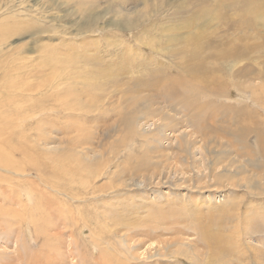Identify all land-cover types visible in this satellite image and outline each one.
<instances>
[{"label":"rangeland","instance_id":"obj_1","mask_svg":"<svg viewBox=\"0 0 264 264\" xmlns=\"http://www.w3.org/2000/svg\"><path fill=\"white\" fill-rule=\"evenodd\" d=\"M248 1L0 0V103L15 85L27 89L41 83L59 89L47 93L53 97L44 104L46 114L41 113L47 98L42 95L43 100L33 99V108H15L10 116L20 117L19 121L0 116L1 124L6 120L11 124L0 135L5 153L22 144L26 149L36 148L34 138L43 135L52 139L48 148H38L43 176L33 174L35 180L21 177V181L14 175L13 180L5 181L12 176L2 173L0 180L3 190L13 187L18 194L25 187L34 192L37 212L9 213L0 215V220L52 219L57 212L47 211L50 203L76 212L80 208L73 216L72 232L75 238L82 233L80 241L85 244L81 251L89 244L91 251L87 261L78 258L77 264H106L101 248L109 254L114 250L118 261L119 251L133 258L112 233L114 221L131 223L135 232L145 234L139 239L147 244L139 253L146 249L153 257H135L133 263L264 264V149L260 147L264 144V17L254 19L251 24L255 26L243 31L233 26L241 22L240 13L248 15L254 9ZM88 17L95 20L91 28L79 30ZM255 35L262 39L247 42V56L233 58L227 44L239 49L243 43L234 37ZM105 63L126 65L119 77L122 81L108 75L115 67ZM55 100L61 105L59 112L50 110ZM67 106L75 110L65 112ZM87 107L97 112L90 113ZM44 116L49 117L48 122L39 123ZM245 130H250L246 137ZM21 139H28L27 144ZM236 153L241 163L245 159V163L239 162L242 168L234 164ZM22 158V154L15 158L21 167L26 163ZM215 161L227 171L220 167L213 172ZM199 170L207 180L202 186L196 182ZM213 173L226 179L230 173V180L223 178L217 186V180L212 182ZM83 178L98 187L93 191L104 190L101 199L88 201V196L74 203L71 194L81 195ZM249 180L256 189L245 185ZM229 182L238 185L231 188ZM114 186L118 187L115 194L110 188ZM55 189L63 193L57 194ZM216 189L227 197L214 200ZM21 198L29 204L27 195ZM209 199L213 200L210 204ZM108 209L115 213L111 215ZM26 226L21 230V246L28 245L31 232L37 240L32 243L33 252H23L25 264H29L35 257L42 260L46 254L39 251H48L54 240L37 235V226ZM69 230L56 227L49 231L67 238ZM161 241L167 242L166 257L150 247L155 249ZM173 247L179 256L169 252ZM195 248L201 255L191 259ZM0 252L8 250L1 247ZM12 258H0V264L22 257Z\"/></svg>","mask_w":264,"mask_h":264},{"label":"bare ground","instance_id":"obj_2","mask_svg":"<svg viewBox=\"0 0 264 264\" xmlns=\"http://www.w3.org/2000/svg\"><path fill=\"white\" fill-rule=\"evenodd\" d=\"M147 3V2H146ZM248 4L250 5V6H253L254 5V9L248 14V15H245V14H243V15H241V13H240V15H239V18H240V20H241V22H239L238 23V25L237 24H235V25H233L234 26V28H236L237 30H239V31H243V30H245L246 28L245 27H248L249 25V27H252V26H255L254 24H251V22L254 20V19H256V18H259V17H264V0H249L248 1ZM216 15L217 14H215L214 16H215V18H216ZM94 17H88L86 20H85V22L82 24V26H80V28H79V30H82V29H85V28H91V27H89V26H92V24L95 22V20L93 19ZM211 18V17H210ZM239 20V19H238ZM237 21V20H236ZM235 22V21H234ZM263 24H264V22H263ZM248 30H249V28H248ZM252 34V33H251ZM246 36V35H245ZM244 36V38H241V39H239V38H236V37H234L233 39L234 40H237V41H239V42H242L243 43V45L241 46V48H239V49H237L234 45L231 47V44H227L228 46H229V49H230V51H231V55L233 56V58H244V57H246L247 56V54H246V52H245V50L247 49V47L249 46V44L247 43V42H250L251 40H253V39H258V40H261L262 39V36H258V35H255V36H253V37H250V38H248V37H245ZM264 39V38H263ZM262 42V41H261ZM230 43H232V42H230ZM241 45V44H240ZM240 47V46H239ZM248 49H250V48H248ZM63 55H66L65 53H63ZM105 65L106 66H108V67H115V68H113V69H110V71H109V73H108V75L109 76H111V77H113L114 79H117V80H119V77L121 76V74L122 73H124L125 72V69H126V65H125V67L121 64V65H117L116 63H105ZM29 66H27L26 68H28ZM120 67L122 68V69H120ZM117 72H119L120 73V75H117L116 73ZM46 73L45 72H42L41 73V75H45ZM129 79H133L132 77H130ZM119 81H122V80H119ZM126 82V81H125ZM43 90H45V91H47V92H42ZM55 90H57V91H59V89L57 88V87H53L52 85L48 88V87H46L45 85H42L41 83H37V87H28L27 89H24V86L23 85H20V86H18V85H15V87L12 89V92H7L4 96L6 97L5 98V100H2V102L0 103V116H1V118H9L8 120H10V118H11V120H12V122H13V120H17V121H19V120H21V118L20 117H11L10 116V114H12L13 113V111L15 110V108L16 107H21V108H23V107H34V105H33V99L35 98V97H37L38 98V100H39V98H40V100H43V97H41L42 95H45L44 96V98H46L45 99V101H44V103L42 102V104L44 105V104H46V102H48V97H53V95H49L48 96V94H50L51 92L52 93H54L55 92ZM33 91H35V92H39L40 91V93H37V94H34L33 93ZM51 91V92H50ZM68 92H70V91H68ZM48 93V94H47ZM62 92L60 91V94H61ZM62 94H64V93H62ZM62 97V96H61ZM64 98V97H63ZM67 98V97H66ZM151 98H153V97H151ZM154 99V98H153ZM7 100H9V102H7ZM65 100V99H64ZM68 100V99H67ZM54 102V104L52 105L53 106V108L52 109H50V110H52V111H57L58 110V106H61L59 103H58V101L57 100H55V101H53ZM21 108H20V111H21ZM85 108V107H84ZM84 108L83 107H81V109L82 110H84ZM90 113H95V112H97L94 108H92V107H87L86 108ZM73 110H75V109H73V107L72 106H67V108H66V110H65V112L67 111V112H70V111H73ZM94 110V111H93ZM47 110H46V108H45V105H44V108L42 109V111H41V113L42 114H46L45 112H46ZM64 111V110H63ZM86 111V110H85ZM87 111V112H88ZM57 112H59V111H57ZM61 113H63V112H61ZM53 114H56V113H53ZM55 116H58V114L57 115H52L51 116V118H55ZM60 116H62V115H60ZM70 116L71 117H75V116H73V115H71L70 114ZM63 117H65V115L63 116ZM71 117H69V118H71ZM47 118H49L48 116H44V117H42L41 118V122H39V123H41V124H43V123H47L48 122V120L49 119H47ZM75 118H77V117H75ZM8 120H6V124L5 123H3V124H1V122H0V135L3 133V131L6 129V128H9V127H11V124H9L8 123ZM76 121V120H75ZM5 122V121H4ZM51 122V121H50ZM76 123V122H75ZM96 123V122H95ZM98 123V122H97ZM5 124V125H4ZM89 127V126H88ZM87 127V128H88ZM98 127V126H97ZM21 128H24V125L22 124L21 125ZM75 128V127H74ZM78 129V128H77ZM89 129V128H88ZM88 129H86V130H88ZM76 131V130H75ZM77 132V131H76ZM244 137H246L247 135H249L250 134V130H245L244 132ZM36 136H38V135H36ZM162 139H165L164 137L162 138ZM21 140H26V144H27V142H28V139H21ZM35 140H37V142L35 141ZM35 141V142H34ZM34 143H35V145H36V148H35V146H30V145H28V146H30L28 149H26V148H23L24 147V145L22 144V146L21 147H19V148H15L13 151H11V152H4V150H3V146L0 144V180H2V173H4L6 176H8V175H11L12 177H9V178H7V179H5V181H9V180H13V176L15 175V176H20V178L21 177H24L26 180H27V177H30V179H34L33 178V174H36V175H38V176H43V172H42V170H41V167H43V160L41 161V158H42V154L39 152L40 151V149H38L39 147L41 148V146H42V148L43 147H46V148H48V146L52 143V139L50 138V136H45V135H43V138L41 139V138H34ZM256 141V143L257 144H260L262 141H260L259 142V140H255ZM30 144V143H29ZM19 146V145H18ZM260 147L261 148H263L264 149V144H262V145H260ZM42 148H41V150H42ZM180 148H182V146H180ZM206 149L205 148H201V152H206L205 151ZM239 151V150H238ZM17 154H22V156L23 157H25V158H22L23 159V161H22V163H24L25 161H26V163H24L23 165H22V167L19 165V162H16L15 160V158H16V155ZM178 154V153H177ZM181 154V153H180ZM208 154V153H207ZM243 155V154H242ZM236 161L234 162V164L237 166L238 164H239V159L241 158L240 157V154L239 153H236ZM243 157V156H242ZM203 158V157H202ZM21 159V160H22ZM43 159H44V157H43ZM244 159V158H243ZM210 160V159H209ZM242 160V159H241ZM245 160V159H244ZM243 160V161H244ZM242 161V163H245V161L243 162ZM246 161H247V159H246ZM241 163V162H240ZM241 163V164H242ZM21 164V163H20ZM204 164V163H203ZM213 164H214V167H212L213 168V172H214V170L217 172V170H218V168H220V167H222V169H227L226 168V166L225 165H222V164H219L218 162H213ZM246 164H249V161H247L246 162ZM245 164V166H248V165H246ZM253 164V163H252ZM240 165V164H239ZM205 166V165H204ZM228 166H231L230 164H228ZM242 165H240V167H241ZM239 167V166H238ZM237 167V168H238ZM243 167V166H242ZM241 167V168H242ZM241 168H239V169H241ZM219 170H221V169H219ZM241 170H243V169H241ZM27 171H29L28 172V174H26L27 173ZM68 171V170H67ZM211 171V172H212ZM227 171V170H226ZM50 172V171H49ZM57 172V171H56ZM222 172H223V170H222ZM246 172V171H245ZM247 172H248V170H247ZM250 173V172H249ZM252 173V172H251ZM59 174V173H58ZM197 174H198V178H197V180H196V182H197V184H198V186H202V184H205V183H207L206 181V178H204V177H202L201 176V174H202V172L199 170V172L197 171ZM223 175L224 174H226L225 172L224 173H222ZM222 174H214L213 173V179H212V182L214 183V180H217V181H215V183H216V185L217 186H219L222 182H221V180H223V178L224 177H222ZM244 174V173H243ZM72 176V175H71ZM238 177V175L236 176L235 175V178H237ZM19 178V177H18ZM70 178V177H69ZM72 178V177H71ZM70 178V179H71ZM159 178V177H158ZM38 179V178H37ZM36 179V180H37ZM48 178H46V180H47ZM211 179V178H210ZM225 179L226 178H224V181H225ZM234 179V176H233V178L231 179V180H233ZM21 181H24V179H20ZM19 180V181H20ZM35 180V179H34ZM45 180V182L47 183V181ZM72 180V179H71ZM82 180H84V182L85 183H83V190H82V192H81V195L78 197L77 195H76V193L75 192H73L72 194L71 193H67V194H71V199H73L74 200V203L76 202L75 200H78V201H81V200H83L84 198L86 199L88 196H89V199H88V201H91L92 199L93 200H97V199H101V197H100V195H101V193H103L104 192V190H102L101 189V191H98V190H95V191H93V189L94 188H98V187H94V186H91V184L90 183H88V179L87 178H83ZM230 180V173H228V178L226 179V182L227 181H229ZM42 181V180H41ZM250 182H248V183H246L245 185H248V187L251 189V190H254V189H256V187H254V184L255 183H251V180H249ZM36 182V181H35ZM39 182V181H38ZM52 182H53V180H52ZM219 182H221V183H219ZM29 183V182H28ZM33 183V182H32ZM31 183V184H32ZM1 184V183H0ZM31 184H30V187H31ZM11 185H13V184H11ZM19 185V184H18ZM42 185V184H41ZM40 185V186H41ZM44 185H47L48 186V184H44ZM54 185V184H53ZM73 185V184H72ZM226 185V184H225ZM228 185L229 186H231V188H232V186H236V185H238L237 183H228ZM14 186V185H13ZM16 187H18L17 185H15ZM22 186V185H21ZM122 186V185H121ZM216 186V187H217ZM1 188H0V215H3V216H6V215H8L9 213L11 214H13V215H15V216H17V215H24V214H26L27 212H32V213H35V212H37L34 208H37V207H35V206H33V200H34V192H32L31 190H28L27 188H25V187H23L22 189L23 190H19L18 191V194H16V193H14V189H13V187L12 188H10L11 186H9V188L10 189H12V190H6V188L3 190L2 189V186H0ZM32 187H33V189L32 190H34V188H35V186H34V184H32ZM49 187H51V186H49ZM197 187V186H196ZM213 187H215V185L213 186ZM212 187V188H213ZM4 188V187H3ZM18 188H20V187H18ZM56 188H57V186H56ZM111 188V192L113 193V194H115L118 190V187H110ZM121 188V187H120ZM220 188V187H219ZM40 189H41V187H40ZM53 189V188H52ZM64 189V188H63ZM66 189V188H65ZM69 189V188H68ZM67 189V190H68ZM225 189V188H224ZM235 189V188H234ZM45 190V189H44ZM117 190V191H116ZM217 190L218 189H216V192H217ZM258 190V189H257ZM50 191V190H49ZM55 191L57 192V194H61V193H63V192H60V190L59 189H55ZM259 191V190H258ZM52 193V192H51ZM77 193H79V192H77ZM105 193V192H104ZM42 194V193H41ZM46 194H47V192H46ZM56 194V193H55ZM217 194H218V192H217ZM25 195H27L28 196V201H29V204H25L24 203V201L22 200V196H24L25 197ZM38 195V194H37ZM208 196H209V194H207ZM206 195V196H207ZM251 195V194H250ZM75 196L77 197V198H75ZM94 196V197H93ZM217 196V197H216ZM216 196H214V197H212L214 200H216L217 198L219 199L220 198V200L222 199V198H224L225 199V197H227V195H225V194H218V195H216ZM41 197V196H40ZM63 197H65L64 195H63ZM195 197V196H194ZM65 198H67V197H65ZM171 198V197H170ZM68 199V198H67ZM64 200V199H63ZM70 200V199H69ZM219 200V201H220ZM239 200V199H238ZM9 201V203H7ZM68 201V200H67ZM66 201V202H67ZM194 201H196V202H198L199 201V199H194ZM211 201L213 202V200H211V199H209L208 201H206L207 203H211ZM13 202H14V204H13ZM85 202H87V201H85ZM84 202V203H85ZM97 202H99V201H97ZM105 202V201H104ZM103 202V203H104ZM217 202V201H216ZM221 202V201H220ZM237 202V201H236ZM28 203V202H27ZM73 203V204H74ZM80 203V202H79ZM103 203H101V204H103ZM70 204H72V203H70ZM69 204V205H70ZM112 204V203H111ZM200 204V203H199ZM54 205H57V204H48V209H47V211H49V213L50 214H52L51 212L52 211H55V212H57V215L56 216H54L52 219H53V221H51L52 219H43L46 223L45 224H41V225H39V223L41 222L42 223V218H39V217H37V218H39V222L38 221H36V220H34V219H31V220H29V218H27V222H25V220H24V218L22 219L24 222L22 223L21 221H20V223H18V222H14V223H12L11 221H8V219L6 220V219H1L0 220V236H1V238L3 239L1 242H0V248L2 247L3 248V250H8V252H0V258H3L2 259V261H4V259H9V260H11L10 258H14V257H22V258H20L18 261H15V262H13V263H10V264H25L26 263V261H25V259H24V251H31L32 250V252H33V249H34V247H33V245H32V243L33 242H37V240L35 239V238H33V235H32V232H31V238L32 239H30L29 240V243H28V245L27 244H25L24 245V247L23 246H21V241H22V237H24V235H22V231L21 230H23V228H24V226H26L27 224H29V226H26L27 228H29V227H31V225H35V226H37L36 227V229H37V235H41V236H43L44 238H46V239H50V240H54L53 241V243L49 246V250L48 251H46V252H44V251H42V250H40L39 251V253H42L43 255H44V253L46 254V256L44 255L43 256V258H42V260L43 259H46V261L44 260V261H42L41 260V257H37V260L34 258V260L33 261H31L29 264H41V263H44V264H77V260H78V258H83V259H85L86 258V261H87V259L89 258V252L91 251L90 250V244L88 245V247L86 248V250L85 251H81L82 249L80 248L81 247V245L84 243L83 241L81 242L80 241V239H81V237H82V233H80L79 232V235L77 236V238H75V233L74 232H72L73 231V223H74V219H73V216L74 217H76L77 216V214H79L80 212H81V209L79 208L78 209V212H76V211H73V210H71V209H69V208H66L65 209V205H61V206H58V208L57 207H53ZM106 205V202L103 204V208H104V206ZM240 205V204H239ZM47 206V205H46ZM109 206V205H108ZM107 206V207H108ZM199 206V205H198ZM210 206V205H209ZM208 206V207H209ZM64 207V208H63ZM67 207V206H66ZM77 207V206H76ZM113 207V206H112ZM218 207V206H217ZM257 207V206H256ZM132 208V207H131ZM187 208V207H186ZM211 208V207H210ZM32 209V210H31ZM129 209V208H128ZM135 209V208H134ZM104 210V209H103ZM111 210H114V209H111ZM109 211V209H108V211H109V213L111 214V215H113L115 212H113V211ZM150 210V209H149ZM107 211V210H106ZM105 211V212H106ZM90 212V211H89ZM101 213H102V211H100ZM104 212V213H105ZM151 211H149V213H150ZM99 213V212H98ZM103 213V214H104ZM107 213V212H106ZM128 213H129V210H128ZM152 213V212H151ZM186 214V213H185ZM119 215V214H118ZM117 215V216H118ZM87 216V215H86ZM151 216V215H150ZM149 217V216H148ZM151 217H153V216H151ZM26 218V217H25ZM149 219H150V217H149ZM113 220H115V219H113ZM112 220V221H113ZM29 221V222H28ZM73 221V222H72ZM111 221V222H112ZM124 221V220H123ZM141 221V220H140ZM193 221V220H192ZM84 222V221H83ZM142 222V221H141ZM144 222V221H143ZM38 223V224H37ZM72 223V224H71ZM78 223V222H77ZM114 223H116V224H118V225H116V224H114V225H111L112 227H114L113 229H112V227L110 228L108 225V227H109V229L111 230L112 229V233H116L117 234V236L121 239V242H120V244L122 245H124L125 246V249H126V254H130V256H133V258H135V257H137V258H139V257H141V256H143V255H146V254H148L149 255V257H153V254H152V252L150 251V253L145 249L142 253H139V250H142L141 248L142 247H144L147 243L145 242V241H142L141 239H139V237H143L145 234H143V233H137V232H135L134 230L136 229V227H135V225H133V224H128V223H122V222H118L117 223V221H114ZM119 223H121L120 225H122V226H120L119 225ZM134 223H136V222H134ZM140 223V222H139ZM138 223V224H139ZM151 223V222H150ZM31 224V225H30ZM38 225H39V227H38ZM145 225V227H146V225L147 224H144ZM43 226V227H42ZM120 226V227H119ZM143 226V225H142ZM41 227V228H40ZM56 227H58V229L59 228H66V229H68L69 230V228H70V230L69 231H67V232H69V233H71V235L70 236H68L67 238H66V236H63V234H61V235H59V234H51V232L49 231V230H53V229H55ZM106 227V226H105ZM90 228H91V226H90ZM98 232V231H97ZM206 233H208L207 231H205ZM95 234H97V233H95ZM204 234V233H203ZM115 235V234H114ZM2 236H4V237H2ZM99 236V235H98ZM189 236V235H188ZM13 237V240H11V238ZM56 239H55V238ZM89 237V236H88ZM103 237V236H102ZM116 237V236H115ZM204 237L205 238H207V236H205L204 235ZM214 237V236H213ZM0 238V239H1ZM57 238H60V240H57ZM184 239V238H183ZM208 239V238H207ZM25 240H27V239H25ZM185 240V239H184ZM211 240V239H210ZM219 240V239H218ZM26 242V241H25ZM87 243L88 242H90L89 240H87L86 241ZM209 242V241H208ZM215 242V241H214ZM160 244H159V246H157L155 249L153 248V246L152 245H150V247H152L151 249L152 250H154V252H155V250L156 251H158L157 252V255H162L163 257L165 256L166 257V254H165V252H164V250L167 248V242H159ZM192 243V242H191ZM85 244V243H84ZM183 244H184V241H183ZM259 246L260 247H262L263 246V242L262 241H260L259 243ZM14 245V247L11 249V247H9V246H13ZM112 244H109V246H111ZM190 245H192V244H190ZM194 245H197V244H194ZM8 247V248H10L11 250H9V249H6L5 247ZM53 246V247H52ZM86 246V245H85ZM228 246V245H227ZM149 247V246H148ZM252 247V246H251ZM253 247H255V245L253 246ZM95 248V247H94ZM108 248V247H107ZM135 248V249H134ZM44 249V248H43ZM46 249V248H45ZM115 249V248H114ZM133 249V250H132ZM136 249H138V250H136ZM171 249V248H170ZM176 249L177 248H175V247H173L171 250H169V252L170 251H175V253H176V255L177 256H179L178 254H179V252H177L176 251ZM101 250V253H100V255H102V252H103V259H102V262H105V261H107L106 262V264H137V263H133L132 261H133V258L131 259V258H129V257H127V256H123V254L125 255V253H122V251H119L118 253H119V261H118V258L116 257V252L113 250V251H111V250H109V249H107V250H109V252H110V254L109 253H107V251H106V249L105 248H101L100 249ZM259 250V249H258ZM179 251V250H178ZM191 251V250H190ZM241 251V250H240ZM247 251V250H246ZM257 251V250H256ZM261 251V250H260ZM153 252V253H154ZM169 252H167V253H169ZM191 252H193V251H191ZM201 252H202V250H201ZM242 252H243V250H242ZM258 252V251H257ZM25 253H27V252H25ZM105 253H107V254H109V256L107 255V254H105ZM187 253L189 254V249H187ZM204 253V252H203ZM219 253V252H218ZM261 254H262V252H260ZM29 254V253H28ZM33 254V253H32ZM199 254H200V249L198 248H195V250H194V253L192 254V253H190V258L191 259H193L192 258V256L194 257V256H196V257H198L199 256ZM261 254H259V255H261ZM155 255V254H154ZM176 255H175V258H177L176 257ZM201 255V254H200ZM258 255V256H259ZM33 256V255H32ZM173 256V255H172ZM264 256V255H263ZM29 257V256H28ZM111 257V258H110ZM260 257V256H259ZM262 257V256H261ZM260 257V258H261ZM12 258V259H13ZM33 257H31L30 259H32ZM95 258V257H94ZM136 258V259H137ZM143 258V257H142ZM230 258V257H229ZM263 258V257H262ZM261 258V259H262ZM16 260V259H15ZM197 260V259H196ZM1 261V262H2ZM78 261H80V260H78ZM117 261H118V263H117ZM194 261V260H193ZM9 262V261H8ZM82 262V261H81ZM154 262V261H153ZM158 262V261H157ZM79 263V262H78ZM231 263V262H230ZM2 264H7V263H3L2 262ZM140 264V263H139ZM142 264H143V262H142ZM154 264V263H153Z\"/></svg>","mask_w":264,"mask_h":264}]
</instances>
